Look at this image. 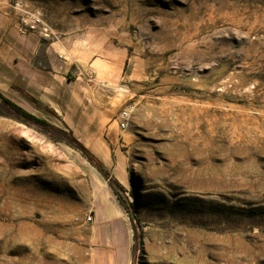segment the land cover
Returning <instances> with one entry per match:
<instances>
[{
	"label": "rangeland",
	"instance_id": "rangeland-1",
	"mask_svg": "<svg viewBox=\"0 0 264 264\" xmlns=\"http://www.w3.org/2000/svg\"><path fill=\"white\" fill-rule=\"evenodd\" d=\"M0 10L46 39L126 57L130 184L114 190L131 264H264V0H0ZM5 100L0 264H89L87 215L52 209L51 192L94 166L67 132Z\"/></svg>",
	"mask_w": 264,
	"mask_h": 264
},
{
	"label": "crops",
	"instance_id": "crops-1",
	"mask_svg": "<svg viewBox=\"0 0 264 264\" xmlns=\"http://www.w3.org/2000/svg\"><path fill=\"white\" fill-rule=\"evenodd\" d=\"M19 26L0 10V95L67 132L108 173L105 180L91 167L81 183L67 187L69 192L53 190L52 209L76 218L91 214L84 239L89 264H131V230L108 184L110 180L125 189L130 184L122 149L131 137L117 120L126 100L121 83L126 57L107 44L92 47L78 37L49 40Z\"/></svg>",
	"mask_w": 264,
	"mask_h": 264
},
{
	"label": "trees",
	"instance_id": "trees-1",
	"mask_svg": "<svg viewBox=\"0 0 264 264\" xmlns=\"http://www.w3.org/2000/svg\"><path fill=\"white\" fill-rule=\"evenodd\" d=\"M6 103L13 105L12 103H10V101L5 100ZM15 107V106H14ZM18 110V109H17ZM21 110V109H20ZM21 114L23 116L29 117L31 118L35 123L37 124H41L44 125L45 123L41 120H38L32 116H30L29 114H27L25 111L21 110ZM77 145V144H76ZM77 148L83 153V155L87 158V160L97 169V171L101 174V176L107 180L108 178V173L103 169L102 165L87 151L85 150L83 147H81L80 145H77ZM108 184L109 186L112 188L118 202L120 203V205L122 206V202L121 199L119 198V196L117 195V193L114 190V186L117 185L116 182L110 181L108 180Z\"/></svg>",
	"mask_w": 264,
	"mask_h": 264
},
{
	"label": "built area",
	"instance_id": "built-area-1",
	"mask_svg": "<svg viewBox=\"0 0 264 264\" xmlns=\"http://www.w3.org/2000/svg\"><path fill=\"white\" fill-rule=\"evenodd\" d=\"M19 27H20L21 30L27 31V27H26L25 24H23L22 26H19ZM29 28L32 29L33 27H29ZM130 113H131V110L128 109V108H125L122 111H120V113H119V115L117 117V120L119 122V126H120L121 129H125L126 128ZM86 221L89 222V223L92 221L91 214L87 215Z\"/></svg>",
	"mask_w": 264,
	"mask_h": 264
},
{
	"label": "water",
	"instance_id": "water-1",
	"mask_svg": "<svg viewBox=\"0 0 264 264\" xmlns=\"http://www.w3.org/2000/svg\"><path fill=\"white\" fill-rule=\"evenodd\" d=\"M132 219H133V217H132Z\"/></svg>",
	"mask_w": 264,
	"mask_h": 264
}]
</instances>
